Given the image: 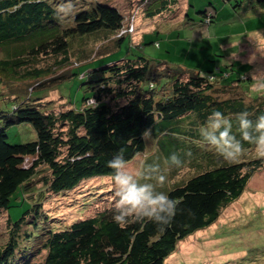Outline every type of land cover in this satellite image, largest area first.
<instances>
[{
    "label": "trees",
    "instance_id": "16d2710c",
    "mask_svg": "<svg viewBox=\"0 0 264 264\" xmlns=\"http://www.w3.org/2000/svg\"><path fill=\"white\" fill-rule=\"evenodd\" d=\"M222 1L234 10L264 2ZM219 2V7L215 0L201 4V23L219 16L218 10L224 7ZM57 3L0 0V99L12 101L9 110L0 108V217H6L7 229L0 245V264H165L182 240L214 223L264 168V157L253 145L245 143L243 155L225 160L199 131L208 115L219 110L232 118L233 132L239 137L235 116L246 111L255 120L264 114V91L253 89L249 72L219 83L212 71L203 73L147 55L124 54L104 61L123 43L133 41L131 31L122 32L126 26L123 13L115 5L96 1L75 11L72 23L65 24L66 14L57 13ZM179 4V0H137L146 17L173 14ZM186 16L188 23L194 22L188 10ZM97 40L109 41L95 51V55L101 52L99 63L97 57L90 58L93 48L88 47L89 41ZM77 43L81 46L78 53L74 51ZM73 54L88 61L71 67ZM50 58L54 61L48 62ZM42 60L43 66H36ZM230 65L226 72L219 69L232 74L235 64ZM76 76L90 90L81 107L68 100L59 109L46 99L45 88ZM15 124H30L35 138L11 143L7 128ZM152 129L157 147V139L167 134L183 159L180 167L164 163L162 169L161 153L156 156L158 167L150 171L152 176L167 172L161 183L150 184L179 201L169 225L162 228L131 218L118 224L113 218L118 197L112 188L104 191L105 185L84 194L82 212L94 207L89 214L70 221L54 220L56 212L45 208L52 194L68 196L84 181L113 178L108 161L120 149L127 163L144 153L148 145L143 134ZM157 152L155 147L145 164ZM31 154H36L32 166L18 168ZM181 169L194 172L173 184ZM145 173L143 166L141 176ZM17 197L28 207L13 219L8 209Z\"/></svg>",
    "mask_w": 264,
    "mask_h": 264
},
{
    "label": "rangeland",
    "instance_id": "374dc122",
    "mask_svg": "<svg viewBox=\"0 0 264 264\" xmlns=\"http://www.w3.org/2000/svg\"><path fill=\"white\" fill-rule=\"evenodd\" d=\"M96 1L117 6L124 15L125 27L130 29L133 26L131 30L133 41L123 43L120 49L105 56L104 61H114L124 54L147 55L195 67L203 73L212 71L219 76L217 77L219 83H229L237 73L249 72L254 80L253 89L264 91V2L253 8L244 6L240 10H234L231 4L220 0L224 7L218 10L219 16L211 23H201L199 21L201 14L198 12L204 7L201 4L209 0H190L193 3L191 7L188 5V0H179V7L173 14H157L150 17H146L138 7L137 0H58L56 5L58 7L70 5L71 11L64 13L65 24H69L73 21L75 11ZM215 2L219 7L220 2L218 3V0ZM197 6L200 7L196 8ZM187 10L189 16L193 17L191 20L194 21L193 23L187 22L188 18L185 14ZM108 43L109 41L105 43L104 40L89 41L88 47L93 48L89 54L90 58L97 57L95 62L99 63L102 59H100L102 56H99L101 52L95 55V51L101 50V47ZM79 47L81 46L77 43L74 47L76 53L80 51ZM82 59H77L76 54H73L69 65L74 67L77 62L88 61L86 58V60ZM53 61L52 58L48 59V62ZM44 63L45 61L42 60L37 62L36 66H43ZM233 63L235 71L232 74H224L222 71H228L230 64ZM44 90L47 94L46 99L52 100L59 109L65 108L69 104L68 100L73 102L74 106L81 107L84 94L90 93L87 85L81 84L77 76ZM11 104V100L0 99V108L4 110H9ZM27 125L15 124L8 127V140L11 143H24L35 138L30 124ZM149 132L150 135L146 138L147 150L134 157L126 166V171L132 173L136 180L140 178L141 184L153 181L161 183V178L167 173L165 170L154 176L150 174L151 170L156 169L153 167L158 159L156 156L162 153L160 166L165 169L164 163L170 165L168 153L176 152L177 148L175 144L169 143L170 137L167 134L157 139L159 142L157 147L156 138L153 136L155 130ZM155 147L158 152L153 154L154 157L148 158L145 164L148 154L152 153ZM34 156L36 154L23 158L17 165L18 168L26 169L32 166ZM192 161L193 159L190 160ZM143 166L147 173L141 176ZM193 172V170L181 169L172 183H178L179 180L176 179L192 175ZM100 185L107 186L104 191L109 188L115 190L116 187L113 178L110 177L104 180L101 178L87 180L68 196L52 194L45 208L50 212H56L53 218L59 222L89 214L94 207L88 206L83 213L82 198L84 194L94 191L92 187ZM27 207V202L17 197L12 200L8 213L16 219ZM5 218V216L0 217V245L7 237ZM165 264H264V168L252 176L243 193L222 209L214 223L182 240L176 251L166 259Z\"/></svg>",
    "mask_w": 264,
    "mask_h": 264
},
{
    "label": "clouds",
    "instance_id": "9594fccd",
    "mask_svg": "<svg viewBox=\"0 0 264 264\" xmlns=\"http://www.w3.org/2000/svg\"><path fill=\"white\" fill-rule=\"evenodd\" d=\"M70 11V5L57 9L58 14ZM235 119L238 122L239 137L233 132L232 118L219 110L208 115L205 125L199 130L200 135L225 160H234L243 155L245 143L253 145L258 154L264 157V114L252 120L245 111L238 113ZM143 135L146 139L150 132L146 130ZM168 162L171 166L180 167L183 159L180 154L173 152L169 155ZM126 166L124 149L118 150L108 161V167L113 170L118 197L114 220L121 225L130 218L136 221L149 220L162 228L169 225L176 214L179 201L171 198L165 191H158L153 184L139 183L132 173L126 171Z\"/></svg>",
    "mask_w": 264,
    "mask_h": 264
},
{
    "label": "built area",
    "instance_id": "2783aa9c",
    "mask_svg": "<svg viewBox=\"0 0 264 264\" xmlns=\"http://www.w3.org/2000/svg\"><path fill=\"white\" fill-rule=\"evenodd\" d=\"M131 30H133V26H131L130 29H127L126 27H124V28L122 29V32H125V31H131Z\"/></svg>",
    "mask_w": 264,
    "mask_h": 264
},
{
    "label": "crops",
    "instance_id": "0c3cea01",
    "mask_svg": "<svg viewBox=\"0 0 264 264\" xmlns=\"http://www.w3.org/2000/svg\"><path fill=\"white\" fill-rule=\"evenodd\" d=\"M188 1H190V0H188ZM186 14V13H185Z\"/></svg>",
    "mask_w": 264,
    "mask_h": 264
}]
</instances>
